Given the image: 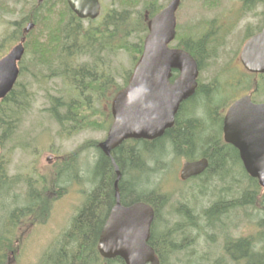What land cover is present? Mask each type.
<instances>
[{
    "label": "trees",
    "instance_id": "trees-1",
    "mask_svg": "<svg viewBox=\"0 0 264 264\" xmlns=\"http://www.w3.org/2000/svg\"><path fill=\"white\" fill-rule=\"evenodd\" d=\"M31 1L28 0V2ZM36 1V6L32 7L29 12L30 16H27V23L35 24L34 29L27 34L26 42L27 56L31 55L30 63L35 69L32 76L36 78L38 84H42L43 80L51 82L62 77L68 80V84L71 86L70 90L60 99L53 97L52 116L62 125L70 124L71 130L91 126L92 129L100 128L108 131L113 122L112 101L116 94L128 84L132 71L143 53L144 40L148 34L143 11L134 8L131 3L134 0H114L113 7L109 12L101 19L89 21L90 23L86 25L85 21L79 19L72 12L67 0ZM147 1L149 2H145V9H149L151 18L162 7L155 8L156 0ZM18 37L19 28L16 31V39ZM132 37H136L135 42L130 41ZM200 41L193 44L191 49L184 44V41L179 43L178 47L184 46L190 52L195 47L203 52L204 45ZM121 49L133 56L132 67L126 71L125 76H121L122 85L117 82V76L113 73L109 61L110 54ZM195 51L198 52L197 49ZM78 58H82L84 61L79 62ZM72 91L75 92V95L71 94ZM203 93L204 95H201ZM198 95H201L200 103L202 105H198L199 108L197 107L196 111L201 112L200 110L204 108V116L196 117L195 112L181 114L184 118L189 119L180 123L182 120H180V115L175 126L168 129L159 139L124 141L112 152V157H107L99 149V142L92 143L98 153L93 168L91 181L93 185L85 195L84 202L73 217L69 229L60 238L59 245L51 251H47L42 258V260L44 259L43 264H125L121 258L103 259L98 251L101 231L108 214L116 204V165L121 173L119 190L122 204L128 206L144 202L155 209L156 219L149 244L155 250L161 264H169L170 255L177 253L181 248L189 247L192 240L187 238V233L189 229L196 228L197 224L194 221V211L183 204L177 209V215L183 222L175 230L167 226L164 233L163 231L158 233L157 225L163 208L170 203V196L159 192L158 188H150L154 176L156 173H160V169H164L165 164L157 162L155 168H152L149 162L152 163L160 157L164 159L170 156L188 161L205 157L210 162L209 169L205 174L195 177V180L210 175L223 179L226 177L227 168L238 164L245 178L249 179L251 183L245 191L250 189L245 197L251 198L252 201L250 199L246 203L249 204L250 201L254 203L255 196L259 195L262 189L258 181L250 178L246 173L238 150L226 144L222 138L223 117L218 112L223 109V105L219 107V104L216 103L220 93L207 86L202 87ZM211 98L212 100H210ZM32 100L33 94L28 90V87L27 90H20L19 84H17L10 95L0 102L1 144L15 133L17 125L19 126ZM97 101L100 102V105L105 101L108 110L105 111V106H101V110L97 109L94 105ZM184 106L181 109H184ZM217 108L218 112H215ZM99 110L103 121L101 124L99 123L100 126H96L99 124L92 120L91 116L97 115ZM89 144L81 146V149L86 148ZM79 152H74L72 157L78 158ZM112 160L115 161V164ZM1 168L2 161H0V195H4L13 188V179L8 177L6 169ZM69 173L73 172L69 171ZM63 175L66 174L59 170L60 179ZM28 187L30 190L26 205L19 209L20 212L17 210L12 213L11 224L0 235V264H8V253H15L13 246L16 244V240L12 235L19 227L20 222L33 216L37 210H39L38 213L45 211V200L44 196L39 193L40 190L32 183H29ZM42 187L46 189L45 186L42 185ZM225 201L214 203L205 212L209 226H213L217 222L218 216L224 215L229 211V208L233 209L239 203L232 204L229 200ZM246 203H239V206L248 205ZM175 235L184 237L182 245L175 242ZM262 236L264 240V235ZM250 241L251 239L245 238L235 243H229L227 245L229 255H233V261L238 264L242 260L245 261V264L247 262L264 264V249L259 254L254 253L251 250Z\"/></svg>",
    "mask_w": 264,
    "mask_h": 264
},
{
    "label": "rangeland",
    "instance_id": "rangeland-1",
    "mask_svg": "<svg viewBox=\"0 0 264 264\" xmlns=\"http://www.w3.org/2000/svg\"><path fill=\"white\" fill-rule=\"evenodd\" d=\"M100 1L104 15L112 9L114 0ZM170 1L156 0L154 6L156 9L166 7ZM145 2L149 1H131L134 8L143 11L144 15L149 12V9H145ZM36 4V0H0L1 41L7 39L13 31H18L16 26L23 25L22 29L25 27L27 16ZM243 5L241 0H182L177 12L179 35L172 44L176 45L187 39L197 40L211 24L213 31L223 40L219 44L217 56L210 58L202 70V83L218 81L227 87L229 79L234 76L232 70L237 73L236 65L233 69H230V65L232 62H239L249 26H263L262 18L254 15L260 14L264 5H260L255 14L243 10ZM237 11L241 12L242 16L237 15L236 19L227 24L226 17ZM84 23L88 25L90 22ZM130 41L135 42L136 37L130 38ZM30 58L29 54L24 63L26 74H21L18 83L20 90H27L28 87L33 94V100L12 138L6 139L1 145V169H6L8 177L13 179V188L7 194L0 195V235L11 224L12 213L26 205L29 183L37 187L39 193L44 196L45 211L38 213L37 210L33 216L20 222L12 235L16 240L13 246L15 253H8V264H43L42 258L46 252L59 245L60 238L69 229L73 217L93 185V168L98 153L92 143L103 141L108 133L100 128L92 129L91 126L71 130L70 124H60L52 116L53 97L60 99L71 86L59 79L54 80L52 84L47 80L38 84L32 76L35 69L30 63ZM132 58V54L124 49L110 54V66L121 85V76H125L126 71L132 67ZM84 59L78 58V61L83 62ZM71 94L75 95V92L72 91ZM258 98L264 100V84L260 85ZM200 102L201 99H198L186 106L196 113V117L204 116V108L201 112L196 111V108L202 105ZM94 105L97 109L101 110V106H105V111L108 110L105 101L102 105L99 101ZM100 110L97 115L91 116L98 124L103 121ZM1 134L0 131V136ZM88 144L89 146L81 149V146ZM76 151H80L79 156L73 158L72 155ZM184 161L185 159L170 156L149 162L152 168H155L157 162L165 164L164 169L159 168L160 173H156L150 188H158L159 192L170 196V203L163 208L157 225L158 233H164L167 226L175 230L183 222L177 215V209L183 204L194 211V221L197 224L196 228L189 229L187 233V238L192 240L189 247L181 248L177 253L170 255L169 264H238L233 261L234 256L229 255L227 245L245 238L251 239V250L254 253L262 252L264 190H261L260 194L255 196L254 203H251L252 199L245 197L250 189L245 191L251 183L245 178L238 164L228 167L223 179L210 175L200 180L184 182L180 177ZM59 170L66 174L62 179L59 177ZM69 171L73 173L70 174ZM250 199V203H246ZM222 200H229L232 204L245 202L248 205L239 206L237 203L233 209H230L229 205V211L218 216L217 222L209 226L205 212L214 203ZM174 239L178 245H182L184 237L175 235ZM239 264H245V261L242 260Z\"/></svg>",
    "mask_w": 264,
    "mask_h": 264
},
{
    "label": "water",
    "instance_id": "water-1",
    "mask_svg": "<svg viewBox=\"0 0 264 264\" xmlns=\"http://www.w3.org/2000/svg\"><path fill=\"white\" fill-rule=\"evenodd\" d=\"M67 1L81 19H95L100 14L99 0ZM180 2L172 0L148 23L149 34L142 57L128 86L113 100L114 121L106 139L99 144L107 157L126 140L161 138L175 124L181 102L195 92L198 77L195 60L185 50L169 47L176 36V12ZM33 27L29 24L26 32ZM24 52L20 44L0 60V100L14 88L19 76L18 62ZM241 59L248 70L264 73V30L248 41ZM173 69L179 70L181 76L170 84ZM224 138L239 150L247 173L264 188V104H254L250 97H245L231 106L224 119ZM208 167L207 159L185 162L181 178L187 180L200 175ZM116 173V204L102 229L99 252L105 259L119 257L126 264H161L149 244L155 211L143 202L124 206L117 165Z\"/></svg>",
    "mask_w": 264,
    "mask_h": 264
},
{
    "label": "flooded vegetation",
    "instance_id": "flooded-vegetation-1",
    "mask_svg": "<svg viewBox=\"0 0 264 264\" xmlns=\"http://www.w3.org/2000/svg\"><path fill=\"white\" fill-rule=\"evenodd\" d=\"M241 2L244 4L242 6L243 10H246L247 12H254L253 14H255V12L260 9V7H261L260 5H264L262 3V2H264V0H241ZM237 15L242 16L241 12H238V11L234 12L231 15H229V17H226L227 19L225 22H227V24H228V22H231L232 20H234V18L236 19ZM257 15L259 16V18H262V20H263L262 25L263 26L262 27L257 26L254 28L252 26H249V29H248L249 31L246 35V42L249 39H251L253 36H255L256 34L260 33L264 28V9L261 11L260 14H255L254 17ZM24 24L26 26L27 22ZM16 27H18V26H16ZM21 27L20 26L18 27L19 28V37L17 39H16V31H13L11 34L8 35L7 39H4L2 41L0 40V60H2L4 57H6L11 52V50L21 40H23V31H24L23 29L24 28L22 29ZM203 37H205V38L202 41H200V39ZM198 41L203 42V45H204V51L203 52H200L199 49L195 48V47H193L194 50L192 49L193 51L190 52L187 49H185L184 46L178 47L179 43L176 45L172 44L173 42L171 43V48L185 50L186 52L190 53L191 56L194 58L196 65H197V68L199 70L198 87L196 89V92L190 99L181 103V105L177 111V114H176V121L175 122H177V118L181 114H184L186 112H191V110H188L189 108H187L186 106H187V104L191 105L194 101L201 99V95H204V93L201 95H198V92L201 90L202 87L208 86L211 89L215 90L216 92L220 93V95L218 96L217 102H216L219 104V107H220V105L221 106L223 105L222 106L223 109L220 110V112H218V110H217V112H218V114H220V116H224L225 113L227 112V110L229 109V107L235 101H237L243 97H250L252 102L255 104H263L264 103V100H260L258 98L260 85L264 84V73H259V72L257 73V72H252V71L247 70L245 68L242 60H241V54L239 57V62L236 61L235 62L236 64H233V62H232V64L230 63L231 64L230 69H233V67L236 65L237 73L234 70H232V75H234V76L229 79L230 83L228 84L227 87L225 85H223L222 83L219 84L218 81H214L210 84L202 83V78H201L202 70L205 69L206 63L210 58L217 56L219 44H221L223 40L220 39L219 34H217L213 31V26L211 24V26L207 29V31L203 35H201L197 40L187 39V40H184V44H186L187 47L189 49H191V46L193 44H197ZM195 49H197L198 52L195 51ZM24 57L25 58L27 57V48L25 49V53H24L23 58ZM19 63H21V61ZM24 63H25V60H24ZM176 75L177 76L175 78H173V79L171 78L172 79L171 83H174L179 78L180 72L178 71V74H176ZM228 93H230V94H228ZM225 101H226V103H225ZM187 102H189V103H187ZM185 103H187V104L185 105ZM226 104H228L227 108H225ZM183 106H184V109H181ZM182 117H183V115H181L180 120L182 119ZM187 119H189V118L182 119L180 121V123H184ZM223 126H224V123L222 122V138L224 139ZM202 158H205V157H202ZM202 158H199L197 160H200Z\"/></svg>",
    "mask_w": 264,
    "mask_h": 264
},
{
    "label": "bare ground",
    "instance_id": "bare-ground-1",
    "mask_svg": "<svg viewBox=\"0 0 264 264\" xmlns=\"http://www.w3.org/2000/svg\"><path fill=\"white\" fill-rule=\"evenodd\" d=\"M224 127V126H223ZM202 159H207V158H202ZM201 160V159H200ZM208 160V159H207ZM194 161H196V160H194ZM194 161H187V162H194ZM197 161H199V160H197ZM204 173V172H203ZM202 173V174H203ZM202 174H200V175H197V176H194L193 178H195V177H198V176H201ZM115 197H116V192H115ZM120 197H121V195H120ZM223 201V200H222ZM193 235V234H192Z\"/></svg>",
    "mask_w": 264,
    "mask_h": 264
}]
</instances>
